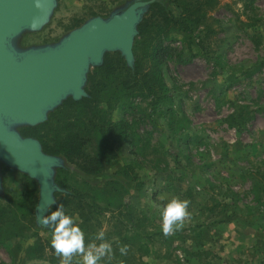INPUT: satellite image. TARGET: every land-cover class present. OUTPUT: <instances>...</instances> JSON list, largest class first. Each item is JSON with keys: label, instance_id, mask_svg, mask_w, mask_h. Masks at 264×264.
Listing matches in <instances>:
<instances>
[{"label": "rangeland", "instance_id": "rangeland-1", "mask_svg": "<svg viewBox=\"0 0 264 264\" xmlns=\"http://www.w3.org/2000/svg\"><path fill=\"white\" fill-rule=\"evenodd\" d=\"M218 1L202 26L162 41L160 70L171 112L167 105L153 108L149 97L133 99L135 107L127 112L114 108L112 120L132 124L134 139L116 146L98 175L72 168L63 177L72 187L86 180L98 190L124 166L133 168L137 182L119 176L126 188L121 201L141 211L149 224L143 264H264V0ZM127 2L56 0L47 25L23 33L17 46L55 44L93 15L107 18ZM108 86L110 98L119 84ZM25 129L17 131L22 135ZM99 146L93 140L85 151L100 156ZM0 172V223L5 221L0 227L20 234L5 235L0 264H60L55 252L48 251L43 260L28 256L27 248L36 241L29 225L28 182L5 166ZM172 197L190 202L189 216L165 236L160 211ZM70 214L79 225L76 214ZM108 217L82 230L85 238L99 244L95 236L104 231L111 235L106 241H113L120 227L113 228ZM121 229L128 234L127 227ZM39 235L51 242L45 232ZM81 260L74 254L72 264ZM102 260L99 264H106Z\"/></svg>", "mask_w": 264, "mask_h": 264}, {"label": "trees", "instance_id": "trees-1", "mask_svg": "<svg viewBox=\"0 0 264 264\" xmlns=\"http://www.w3.org/2000/svg\"><path fill=\"white\" fill-rule=\"evenodd\" d=\"M218 2L158 0L152 3L138 26V35L133 45L132 67L126 65L119 53H106L102 65L89 70L84 88L86 97L79 101L65 99L59 107L48 113L44 123L26 127L22 134L24 137L37 139L45 154L62 160V167L56 169L54 175V182L59 191L54 193L55 204L48 212L62 206L66 214H76L81 230L86 229L90 223H98L99 218L107 214V222H112L113 228L120 227L113 234L116 238L110 242L113 249L111 258L106 256L102 260L106 264L115 260L118 261L117 264H143L142 258L148 252L145 243L150 240L151 235L147 233L149 224L145 216L137 208L121 201L126 194L121 178L135 183L138 177L133 168L126 165L114 176L107 178L106 186L98 190L92 189L86 180L82 187H72L63 181V177L67 176L72 168L86 176L98 175L102 170L103 161L115 155L116 146L134 139L136 134L132 124L112 120L111 113L114 108L127 112L135 107L133 99L149 97L153 108L167 105V111L171 112L170 94L164 85L160 70L164 51L162 41L173 32L189 33L202 26ZM114 83L119 84V91L109 98L107 92L111 91V87L108 85L112 86ZM93 140L100 143V156L85 151ZM25 178L28 182L27 196L32 208L29 225L34 230L36 239L34 245L28 247L26 252L32 259L43 260L46 259L48 251L54 256V250L47 238H42L39 233L45 232L50 239L51 234L49 229L36 224L34 208L38 200V186L35 181L26 176ZM2 213L3 209H0V216ZM4 223L2 218L0 224ZM121 227H127L128 234L121 232ZM24 228L21 227L22 230ZM5 235L20 236L19 233L7 229L2 231L0 227V244L8 240ZM110 236L107 233L104 239ZM88 243L94 241L85 238V244ZM124 245L127 246V252L121 255L118 249Z\"/></svg>", "mask_w": 264, "mask_h": 264}, {"label": "water", "instance_id": "water-1", "mask_svg": "<svg viewBox=\"0 0 264 264\" xmlns=\"http://www.w3.org/2000/svg\"><path fill=\"white\" fill-rule=\"evenodd\" d=\"M156 1L130 0L107 18L88 19L55 44L21 49L17 46L20 36L41 31L56 0H0V167L37 184L38 226L42 225L37 218L55 204L54 193L59 189L54 175L62 160L45 154L37 139L24 137L17 129L44 123L48 113L67 98L86 97L89 70L101 66L106 53H119L132 67L138 26Z\"/></svg>", "mask_w": 264, "mask_h": 264}, {"label": "clouds", "instance_id": "clouds-1", "mask_svg": "<svg viewBox=\"0 0 264 264\" xmlns=\"http://www.w3.org/2000/svg\"><path fill=\"white\" fill-rule=\"evenodd\" d=\"M37 6H39L37 4ZM189 201L172 197L160 211L161 231L167 236L180 228L184 220L189 216L187 211ZM41 215L37 219L39 224L50 230L51 248L60 257V264H72L74 254L82 257L81 264H99L104 257L111 258L112 245L104 239V231H99L95 240L97 243L85 244L84 232L73 216L65 213L62 206H57L55 210ZM121 255L126 254L127 246L119 249Z\"/></svg>", "mask_w": 264, "mask_h": 264}]
</instances>
